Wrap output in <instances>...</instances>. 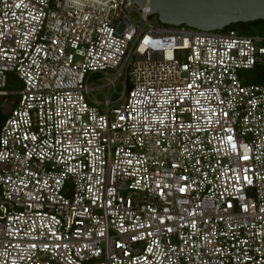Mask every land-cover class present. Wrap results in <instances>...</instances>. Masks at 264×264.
Masks as SVG:
<instances>
[{
    "label": "built area",
    "instance_id": "obj_1",
    "mask_svg": "<svg viewBox=\"0 0 264 264\" xmlns=\"http://www.w3.org/2000/svg\"><path fill=\"white\" fill-rule=\"evenodd\" d=\"M254 68L133 0H0V264H264Z\"/></svg>",
    "mask_w": 264,
    "mask_h": 264
},
{
    "label": "water",
    "instance_id": "obj_2",
    "mask_svg": "<svg viewBox=\"0 0 264 264\" xmlns=\"http://www.w3.org/2000/svg\"><path fill=\"white\" fill-rule=\"evenodd\" d=\"M167 26L224 31L231 24L264 20V0H133Z\"/></svg>",
    "mask_w": 264,
    "mask_h": 264
},
{
    "label": "trees",
    "instance_id": "obj_3",
    "mask_svg": "<svg viewBox=\"0 0 264 264\" xmlns=\"http://www.w3.org/2000/svg\"><path fill=\"white\" fill-rule=\"evenodd\" d=\"M227 30H234L240 35H246V36H260L264 37V20H259L255 22L250 23H236L231 24ZM256 71L259 72V77L255 80H248L245 78L246 84H257V83H264V69L260 68H254L253 70H245V71Z\"/></svg>",
    "mask_w": 264,
    "mask_h": 264
},
{
    "label": "rangeland",
    "instance_id": "obj_4",
    "mask_svg": "<svg viewBox=\"0 0 264 264\" xmlns=\"http://www.w3.org/2000/svg\"><path fill=\"white\" fill-rule=\"evenodd\" d=\"M240 77H243L244 79L247 78L248 80L252 81L257 79L259 77V72L258 70L254 71H240L239 72ZM105 83V81H100L95 84V86H101ZM21 88L20 83L14 79L12 76H9L8 83H7V88L6 90L9 93H12V95L9 97L11 100L13 99L14 102L17 101V95L13 94L16 91H18ZM106 88H103V91H106ZM119 90V88H118ZM99 99H102V96H98ZM4 121V118L2 117L1 110H0V124Z\"/></svg>",
    "mask_w": 264,
    "mask_h": 264
}]
</instances>
